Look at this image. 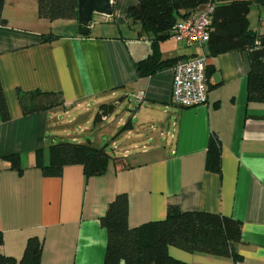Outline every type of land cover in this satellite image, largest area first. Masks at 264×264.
<instances>
[{
    "label": "crops",
    "instance_id": "1",
    "mask_svg": "<svg viewBox=\"0 0 264 264\" xmlns=\"http://www.w3.org/2000/svg\"><path fill=\"white\" fill-rule=\"evenodd\" d=\"M135 2L115 0L111 15L79 35L76 19L49 21L38 17L34 0L4 1L0 85L9 118L0 115V252L14 258L10 264H23L25 243L36 236L41 264H103L107 233L100 217L124 193L132 227L164 219L169 205L240 221L239 261L169 246L173 258L264 264V104L248 102L251 53L207 54V100L181 107L171 99L172 66L201 49L171 37L159 41L160 60L174 62L139 75L137 64L154 55V46L153 36L124 16ZM262 20L264 5L252 2L249 31L260 32ZM31 91L56 95L61 103L24 114L20 94ZM61 112L66 122L57 125ZM88 125L104 133L95 143L121 126L126 166L110 160L98 176H86L78 164L65 166L60 176L43 175L36 151L47 163L50 143L68 137L81 142L80 132L91 134ZM211 139L219 147L218 171L205 166ZM13 153L21 171L5 159Z\"/></svg>",
    "mask_w": 264,
    "mask_h": 264
},
{
    "label": "trees",
    "instance_id": "2",
    "mask_svg": "<svg viewBox=\"0 0 264 264\" xmlns=\"http://www.w3.org/2000/svg\"><path fill=\"white\" fill-rule=\"evenodd\" d=\"M5 0H0V24L5 23L2 10ZM39 18L54 21L76 19L77 0H34ZM127 6L124 16L140 25L141 31L152 35L154 55L137 64L139 75H149L172 64L174 59L160 60L156 43L171 36V29L177 20L213 3L209 39L205 54L215 56L221 53L248 50L255 46V40L248 36V14L252 2L264 5V0H135ZM56 97L40 91L20 94V105L24 114L53 107L43 100ZM58 98V97H57ZM248 102L264 104V58L250 60L247 76ZM59 99V98H58ZM60 100L58 104L60 105ZM0 115L8 120V111L0 85ZM49 159L43 163L41 151L35 153L36 165L45 176H60L67 165L78 164L86 176H98L105 172L110 160L122 168L126 162L122 156L108 152L105 146H94L90 141H57L48 146ZM10 168L22 170L16 153L5 157ZM220 165L219 147L211 139L207 147L206 169L218 171ZM127 198L124 193L116 194L100 217V224L107 233L103 264H187L168 253L169 246L188 252H200L215 256L230 257L237 262L240 243L241 223L231 217L205 211H181L176 205H169L166 216L140 226H129L127 221ZM3 242L0 231V245ZM41 241L29 237L25 243L20 262L41 264ZM15 260L0 252V264Z\"/></svg>",
    "mask_w": 264,
    "mask_h": 264
},
{
    "label": "built area",
    "instance_id": "3",
    "mask_svg": "<svg viewBox=\"0 0 264 264\" xmlns=\"http://www.w3.org/2000/svg\"><path fill=\"white\" fill-rule=\"evenodd\" d=\"M214 4L208 3L203 8L179 19L171 29V38L189 46L196 45L201 52L185 60H179L172 66V102L181 107H192L207 100L206 54L203 51L211 27ZM260 33H264V20L261 21ZM255 47V46H254ZM144 93L135 95L140 103Z\"/></svg>",
    "mask_w": 264,
    "mask_h": 264
},
{
    "label": "water",
    "instance_id": "4",
    "mask_svg": "<svg viewBox=\"0 0 264 264\" xmlns=\"http://www.w3.org/2000/svg\"><path fill=\"white\" fill-rule=\"evenodd\" d=\"M115 0H77V33L86 35L90 31L94 13L111 15ZM248 36L255 40V47L250 50L252 59L264 58V33L249 31Z\"/></svg>",
    "mask_w": 264,
    "mask_h": 264
},
{
    "label": "rangeland",
    "instance_id": "5",
    "mask_svg": "<svg viewBox=\"0 0 264 264\" xmlns=\"http://www.w3.org/2000/svg\"><path fill=\"white\" fill-rule=\"evenodd\" d=\"M253 16H254V14H253ZM102 17H103L102 14L94 13L93 16H92V21H96L98 23H101L102 22ZM43 100H45L47 102V104L51 103L52 106H59V104H58L59 99L57 97H46ZM121 110H122V107L116 109V111H117L116 113L121 112ZM60 115H61V118L59 119L58 124L57 123H54V124L62 125V123L66 122V115L63 112H61ZM113 116L114 115L112 114V117ZM88 128L91 131V134L87 133V131H85V132L82 131V132H80L81 134L79 133L78 138H80L81 142L91 141L94 146H98V147L105 146V148H106V150L108 152H112V153L114 152L116 154V156H122L123 155V150L121 149L122 148L121 142L123 140V136H122L123 134L121 135V133L119 132L120 129H121V126H119L116 129H114L115 131L112 134L104 135L103 140L101 142H99V143H95V139H99L100 135H102L103 132H101L100 135H99L97 127L95 129L91 125H88ZM86 134H88V135L86 136ZM70 138L71 137H68V138L62 139V140L71 141ZM56 140L58 141V140H61V139L56 138ZM96 142H98V141H96ZM140 149L141 148L136 150V152H139ZM129 150H132V149H129Z\"/></svg>",
    "mask_w": 264,
    "mask_h": 264
}]
</instances>
